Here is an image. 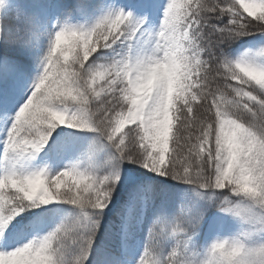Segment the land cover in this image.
<instances>
[{"label": "snow or ice", "instance_id": "snow-or-ice-1", "mask_svg": "<svg viewBox=\"0 0 264 264\" xmlns=\"http://www.w3.org/2000/svg\"><path fill=\"white\" fill-rule=\"evenodd\" d=\"M0 264H264V0H0Z\"/></svg>", "mask_w": 264, "mask_h": 264}]
</instances>
